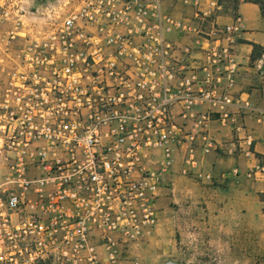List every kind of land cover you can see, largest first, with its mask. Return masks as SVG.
Wrapping results in <instances>:
<instances>
[{
    "label": "built area",
    "instance_id": "built-area-1",
    "mask_svg": "<svg viewBox=\"0 0 264 264\" xmlns=\"http://www.w3.org/2000/svg\"><path fill=\"white\" fill-rule=\"evenodd\" d=\"M166 1L77 0L48 17L42 46L20 49L27 73L9 67L0 94V263L128 264L172 168L200 178L196 153L217 149L204 125L264 122L235 89L240 18L201 28L218 0L190 16ZM242 176L264 185V162Z\"/></svg>",
    "mask_w": 264,
    "mask_h": 264
},
{
    "label": "rangeland",
    "instance_id": "rangeland-1",
    "mask_svg": "<svg viewBox=\"0 0 264 264\" xmlns=\"http://www.w3.org/2000/svg\"><path fill=\"white\" fill-rule=\"evenodd\" d=\"M76 1L0 0V94L7 87L9 67L23 66L20 49L33 47L35 41L42 46L50 26L48 17L61 15ZM64 2H68L65 7ZM171 2L166 1V8ZM218 2L221 9L217 18L197 21L199 27L210 29L214 21L224 24L221 18L229 17L230 22L236 16L232 0ZM242 15L247 21L245 27L259 28L257 10L247 8ZM11 32L24 35L10 39ZM255 39L264 41L258 32ZM255 54L253 61L248 59L244 68L237 71L235 89L250 94L257 104L264 94V45ZM20 67L18 71L26 74L27 69ZM4 172L0 162V176ZM224 200L228 205L220 209ZM250 205L245 200L240 205L233 194L225 196L216 182L203 183L173 167L159 188L154 233L147 245L133 252L134 258L128 264H264V203L256 200L248 210Z\"/></svg>",
    "mask_w": 264,
    "mask_h": 264
},
{
    "label": "crops",
    "instance_id": "crops-1",
    "mask_svg": "<svg viewBox=\"0 0 264 264\" xmlns=\"http://www.w3.org/2000/svg\"><path fill=\"white\" fill-rule=\"evenodd\" d=\"M185 1V3H184ZM205 0H172L168 5V9L175 15L190 16L194 9L191 3H204ZM250 8L257 10L256 5L252 3H247L239 1L236 5L234 12L235 15L240 18V31H238L233 38V50L235 54V61L238 63V71L244 68V64L247 62L249 54L251 52L252 44H257L260 46L264 45V41L259 42L255 39L256 33H260L264 37V24L262 20L258 29H250L245 27V19L243 18V10ZM221 21L228 24L230 18L223 17ZM243 92V91H241ZM264 93V90H262ZM246 93V92H244ZM247 95H250L246 93ZM258 106H264V94L257 100ZM200 120L198 117L195 122ZM202 124L198 125L199 128ZM203 129L207 130L209 136L218 144L217 149L210 151L207 155H201L196 153L195 167L194 170L198 172L201 177L195 178L203 183H214L219 184L221 192L226 195H234L238 199L240 205L243 204V200L251 204L248 210L253 207L254 202L259 200V194L264 195V185L258 181H253L242 176V173L250 166L264 162V144L258 141L259 138L264 136V122L257 123L254 119L244 117L242 130L238 132L230 131L227 126H221L217 122H211L204 125ZM249 135L256 141L253 142L252 146L247 149L244 142H241L242 149L237 147L238 141L236 136L244 137ZM178 168L179 166H174ZM237 170L239 172L238 176H234L232 170ZM208 175L210 178H205ZM228 203L226 200L222 202L220 209H225ZM247 210V211H248ZM255 209L254 211H257ZM261 210V208H260Z\"/></svg>",
    "mask_w": 264,
    "mask_h": 264
},
{
    "label": "trees",
    "instance_id": "trees-1",
    "mask_svg": "<svg viewBox=\"0 0 264 264\" xmlns=\"http://www.w3.org/2000/svg\"><path fill=\"white\" fill-rule=\"evenodd\" d=\"M232 1L234 3V9H235V7L239 1L252 3V4L256 5V7L258 8L260 19L262 20V22L264 24V0H232ZM260 47H261L260 45L252 44L251 52H250L249 57H248L249 61H253L255 59V56H256L255 52L257 49H260ZM259 200L262 203H264V197L259 196Z\"/></svg>",
    "mask_w": 264,
    "mask_h": 264
},
{
    "label": "water",
    "instance_id": "water-1",
    "mask_svg": "<svg viewBox=\"0 0 264 264\" xmlns=\"http://www.w3.org/2000/svg\"><path fill=\"white\" fill-rule=\"evenodd\" d=\"M163 264H176V263H173V262H165Z\"/></svg>",
    "mask_w": 264,
    "mask_h": 264
},
{
    "label": "flooded vegetation",
    "instance_id": "flooded-vegetation-1",
    "mask_svg": "<svg viewBox=\"0 0 264 264\" xmlns=\"http://www.w3.org/2000/svg\"><path fill=\"white\" fill-rule=\"evenodd\" d=\"M15 36H16V35H15ZM15 36H12V35H11V36H9V38H10V39H14Z\"/></svg>",
    "mask_w": 264,
    "mask_h": 264
}]
</instances>
